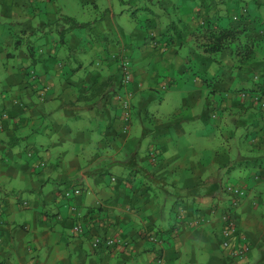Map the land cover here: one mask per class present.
<instances>
[{
	"label": "crops",
	"instance_id": "0c3cea01",
	"mask_svg": "<svg viewBox=\"0 0 264 264\" xmlns=\"http://www.w3.org/2000/svg\"><path fill=\"white\" fill-rule=\"evenodd\" d=\"M224 3L161 0V17L153 0L132 1L120 14L112 0H0V117L2 112L9 114L0 121V264H264V168L255 170L261 175L254 180L249 179L252 172H246L250 160L264 165V117L256 111L258 104L250 103L262 97L255 86H264V52L240 71L229 51L219 65L201 55L191 36L212 22L215 27L244 28L250 40H264V13L259 12L264 6L248 9V14L240 4L226 16ZM80 4L85 13L78 12ZM142 13L148 15L141 18ZM124 14L132 24H126ZM64 16L89 24L90 35L83 28L70 32L66 51L61 50L66 62L56 64L52 57L60 52L57 40L33 41ZM152 34L157 43L149 40ZM27 41L43 46L45 52L36 63ZM186 42L187 58L181 48ZM125 55L134 74L128 115L113 98L122 91L120 61ZM32 64L41 76L35 84L26 77ZM183 79L195 85L180 104L174 88ZM245 89L249 91L236 92ZM204 90L210 94L206 99ZM156 92L165 93L161 107H173L174 112H150ZM18 101L25 108L17 106ZM206 113L217 116L218 130L228 115L238 116L243 137L242 132L226 131L228 146L207 154V143L197 144L215 129L204 121ZM137 116L142 126L155 128H145L143 136L132 140L133 132L139 131ZM194 118L193 130L183 127L185 120ZM248 121H255V127L247 130L243 122ZM203 126L204 131L199 129ZM247 133L251 146L244 141ZM150 134L155 138L141 157L142 141ZM192 143L195 154L189 152ZM73 144L80 150L72 153ZM253 145L256 159L230 156ZM225 178L244 185L248 193L238 208L234 238L237 247L250 248L242 261L220 245L221 210L228 205ZM74 180L79 184L69 186ZM50 182L58 188L52 190ZM64 186L85 192L74 204L68 203L62 198ZM160 194L163 199L167 195L163 203ZM19 197L28 205H21ZM168 197L173 198L169 207ZM211 209L217 212L212 215ZM186 211L187 221L204 212L210 222L177 226ZM80 223L85 235L74 232ZM152 232L162 236L159 243L152 242ZM96 236L115 239L119 247L95 249Z\"/></svg>",
	"mask_w": 264,
	"mask_h": 264
},
{
	"label": "trees",
	"instance_id": "16d2710c",
	"mask_svg": "<svg viewBox=\"0 0 264 264\" xmlns=\"http://www.w3.org/2000/svg\"><path fill=\"white\" fill-rule=\"evenodd\" d=\"M214 0H212L213 2ZM262 2H260V0H253L256 9L257 8H262L264 6V0H261ZM247 7L246 9V13L248 12L249 14V10L253 11V9L250 8V6H243ZM141 9H138L137 11H140ZM231 18H229L230 20ZM241 19H243V16H241ZM61 22H63L64 24H66V27L60 31V30H52L51 28H55L58 24H60ZM50 29L47 30L46 32H44L43 35H41L40 37H38V39L34 42V44L38 43V41H42V39L44 38H54L57 40V44L58 47L60 48V52H58L57 55H53V60L55 61L54 63L56 64H61V63H65L66 62V56H64L63 52H65V48L64 45L66 43V37H68V34L72 31L78 30L80 28H89L90 29V25L89 24H84L83 26L81 25V23L79 24L78 21L73 18V17H60L57 21H54L52 24L49 25ZM246 32L247 30L244 28H232V27H228V28H222L221 27H215L214 24L212 22H208L205 31H199L196 30L194 32L191 33V36L194 39V43L196 44L197 50L201 53L202 56H204L205 58L221 65L222 64V57L223 54H225L226 52H230L231 54V58L234 61L235 65L237 68L240 69V71H245V69L247 68V66L250 63H253L254 61H256L262 54L264 51V40L262 38L260 39H253L250 40L247 36H246ZM90 35V33L88 34ZM151 37L149 38V40L151 41V43L156 42V38L154 36V34L150 35ZM61 37V40H58V38ZM263 37V36H262ZM264 38V37H263ZM18 39H16V43L17 45H20V41H17ZM262 41V42H261ZM32 42V43H33ZM30 42H26L25 45H27V51L30 55V57L32 58L33 62L36 63L37 60H39V58L43 55V53L45 52L43 50V46H39L34 45ZM157 43V42H156ZM33 45V46H29V45ZM262 49V50H261ZM62 50V51H61ZM129 61L132 64V61L129 59ZM133 66V65H132ZM66 69V67H65ZM26 77L28 80V83L30 84H35L36 82H40L41 76L38 73V71L35 68V65H31V67L28 68L27 73H26ZM133 78H134V74H133ZM262 84H257L256 90L261 92V96L256 97L254 102H250L251 105L254 107V103H257V107H256V111L261 113V117H264V86ZM248 92L249 90H240V91H236L237 93H241V92ZM233 92V93H236ZM44 96V94L42 95ZM17 106L19 107H23L25 108V104L18 101L15 103ZM9 114L6 112H2V116L0 117V121L1 120H6L8 119ZM217 117V116H216ZM215 117V118H216ZM258 122V121H257ZM255 121H248V129L255 127L254 126ZM249 136L251 137L250 133H247V139H245L244 141L251 146V138H249ZM251 144V145H250ZM254 145L248 149V151L246 152H242L241 150L239 151L238 149L234 151H232L230 153V156L233 157V159H239L241 158H245V159H256L257 155L254 153L255 152ZM264 156V155H263ZM263 166V167H262ZM262 166H257V163L255 165V162L253 161H248L247 162V166L246 169L249 170L246 172H252L251 175L249 176V179L251 178V180L256 179V177H260L261 174H257L259 173L255 172V170L262 169L264 168V165ZM254 173V174H253ZM240 188L241 191L245 192V196H237L234 197L233 194H228V203H230V207H233V203H238V205L240 203H242L243 199H245V197L248 195L247 190L245 188L244 185L241 184H236L233 186ZM227 192V191H226ZM232 210V209H230ZM85 235V234H84ZM152 235V234H150ZM149 235V236H150ZM156 236V240H152V242L157 243L159 242V239L162 238V236H160L158 233H155ZM159 236V238H158ZM161 237V238H160ZM164 237V235H163ZM150 238H152L150 236ZM103 241L104 239L101 238ZM106 239V238H105ZM101 248H103L104 250H108L106 247L103 246V244L101 245ZM100 249V248H99ZM110 250V249H109ZM162 262V260H160Z\"/></svg>",
	"mask_w": 264,
	"mask_h": 264
},
{
	"label": "rangeland",
	"instance_id": "374dc122",
	"mask_svg": "<svg viewBox=\"0 0 264 264\" xmlns=\"http://www.w3.org/2000/svg\"><path fill=\"white\" fill-rule=\"evenodd\" d=\"M127 3H125V4H123L122 3V0H112V3H113V6H114V11L115 12H117V13H119L120 14V12L124 9L123 7H125V6H128L132 1H135V0H125ZM147 1V0H146ZM159 1H161V0H153V2H154V6L155 7H158L157 9H156V14H159L161 17H162V14L160 13V7H159ZM59 4L61 5V4H63V2H59ZM142 4H144V3H142V2H139L138 3V5L139 6H141ZM225 5V13H226V16H228L230 13H232L238 6L239 7H241V5L240 4H243V5H246V6H250V8L251 9H253V10H256V6H255V4H254V2H253V0H226V3H224ZM153 5H152V7H153ZM62 6V5H61ZM63 7V6H62ZM192 7H194V4L192 5ZM220 7H222V5L221 4H219L218 5V8H220ZM83 9V7L81 6V4H80V9L78 10V12H81V13H85V12H83V11H81ZM260 10V9H259ZM259 12H262V13H264V11L262 10V11H259ZM69 14H71V13H69ZM71 15H73V14H71ZM148 14L147 13H142V14H140L139 16H141V18H143V17H146ZM74 16V15H73ZM123 20H125L126 21V24L127 25H130V24H132L131 22L132 21H130V19L128 18V15L127 14H124V17H123ZM159 22H162V21H164V19H157ZM166 20V19H165ZM224 23H227V20H225L224 21ZM66 27V24H64L63 22H61L60 24H58L55 28L53 27L52 28V30H60V31H62L64 28ZM89 28H85V32H89L90 33V31L88 30ZM256 39V38H255ZM58 40H61V37L60 38H58ZM183 44H185L184 46L182 45V55L184 56V57H188L189 56V53H188V50L189 49H187V42L186 43H183ZM64 48H65V51H66V43H65V45H64ZM179 49V48H178ZM177 49V50H178ZM181 51V50H180ZM14 54H16V50H14V51H12ZM4 55H7V52H5V54ZM16 61V60H15ZM18 62V61H17ZM194 70H196V69H194ZM192 79H194V77H191ZM172 84V83H171ZM195 84L194 83H192L191 82V80L190 79H188V80H181L180 81V83H178L177 84V86L174 88V94L176 95V97L178 98V100H179V103L180 104H182V102L184 101V98L185 97H183L185 94H186V91H188V89L190 90V89H192L193 88V86H194ZM185 87V88H184ZM203 93H204V96H203V98L204 99H206V98H208L209 96H210V94H208V92L206 91V90H204L203 91ZM41 94H43V93H41ZM164 94L165 93H163V92H156V97H155V99H154V101H153V104L151 105V107H150V112L151 113H156V114H160V115H168V112H166V111H169V112H174L175 111V109L173 108V107H167V106H164V109L166 110H164L162 107H161V97L162 96H164ZM197 95H199L198 93H197ZM183 97V98H182ZM202 103H205V101L204 102H202ZM130 108H131V106H130ZM199 109V108H198ZM190 111V109H187V110H183V116L184 117H187V114H188V112ZM203 113V109H201V110H196V114L197 115H201ZM208 114L209 113H206V114H204V118H205V122H208V124L210 125L211 124V126L213 127V128H215L214 130H213V132H212V134L210 135V136H206L202 141H200L199 143H197V144H202V143H207V148H206V150L204 149V151H208L207 152V154H209V153H212V152H214V150L215 149H217L218 151H222L224 148H226L227 146H228V141H229V138H227L229 135H228V133L226 132V131H233V132H235L237 135H239L241 132H242V137H243V130L244 129H242L241 127H240V125H238V123L237 122H240V121H237L238 119H239V117L238 116H236V117H234V115L232 116V115H228L229 116V118H227L226 120H225V122L223 123V127L221 128V129H219L218 130V128H216L215 126H217V121H218V118H215L216 117V115H214V118H213V115H212V117L211 118H209V116H208ZM208 116V117H207ZM137 120H135V124H136V126L139 128V131H135V132H137V133H134L133 132V134L134 135H131V139L132 140H134V138H140L141 136H143L142 135V130H144L145 128H147V130H152V129H154L155 127H153V125H151V126H149V125H147V123H145L144 124V126H142V121H141V118H140V116H137ZM140 118V119H139ZM244 118L245 117H243L242 119L244 120ZM196 120V118H194V119H192V120H185V122H183V127L184 128H187V130L189 129V130H193V128H192V124L190 125V123H192V122H194ZM220 120H222V119H220ZM243 124H244V126H246V127H248V124L247 123H244L243 122ZM191 126V127H190ZM199 129H201L202 131H204V129H205V126H203V127H201V128H199ZM173 131H168V134L170 133H172ZM169 134V135H170ZM208 134V132L206 133V135ZM154 138H155V136L153 135V134H150V135H148L147 137H146V139L144 138V140L142 141V148H141V154H142V156L141 157H144L147 153H146V151H147V147H148V145L150 144V142H152L153 140H154ZM130 139V141L131 142H134V141H132ZM244 139V138H243ZM194 140H196V138H194ZM232 144V143H231ZM74 145V146H73ZM72 146H73V148H74V150L72 151V153H75L77 150L79 151L80 150V146H76L75 144H73ZM184 145H186V144H184ZM235 146V145H234ZM170 148L171 149H175L176 147H175V144H172V145H170ZM91 151V150H90ZM89 151V152H90ZM93 151H94V149H93ZM196 151H198V150H195V147H194V144L192 143L191 144V147H190V150H189V152H190V154L192 153V154H195L194 152H196ZM55 152H57V151H55ZM66 156L68 157V153H66ZM71 156V155H70ZM194 156V158L196 159V155H193ZM123 157H124V159H129V157L127 158L126 157V155L124 156L123 155ZM140 157V158H141ZM137 159H139V158H137ZM58 160H60V158L58 159ZM57 160V161H58ZM233 165H235V166H237L238 165V160H235L234 162H233ZM53 166H55V165H53ZM245 167V166H244ZM55 169H57V168H55ZM55 178H59V174H57L56 176H55ZM54 178V179H55ZM225 180H227V178H225ZM78 180H74V182L73 181H71V183H72V185H70L71 183H68L69 184V186H73V184L74 185H77V184H79L78 182H77ZM228 183V180L226 181V184ZM50 184H52L53 185V187H51L52 188V190L54 189V188H58V184L57 183H53V182H50ZM66 185V184H65ZM234 185H236V183H233V182H229L228 183V185H227V187H226V191H227V193L228 194H232V191L231 190H229V188L230 187H233ZM27 187V186H26ZM63 191H65L66 189H65V186L64 187H60ZM70 187H67V189H69ZM63 191H61V192H63ZM26 195H29V193H27ZM161 195V194H160ZM25 197H27V196H25ZM165 197H167V195H164V199H165ZM19 198H21L22 199V201H20L21 203V205H24V203H27L26 201H24V200H27V199H25L24 197H19ZM247 198V196L245 197V199ZM20 199V200H21ZM164 199H163V197H162V195L160 196V200H161V202L163 203V201H164ZM19 200V199H18ZM32 200H33V198H31V202H32ZM75 200L76 199H70V200H67L66 199V201L68 202V203H75ZM244 200V199H243ZM166 201L168 202L167 204H168V207L169 206H171L172 205V201H173V198H171L170 199V197H168V198H166ZM34 202H36V199L34 198ZM67 202H66V204H67ZM240 205H241V203L237 206V207H234V209L233 210H230V209H232V206L230 207V203H228V205H227V207H224L223 206V208H222V210H221V212H222V214H221V217L220 218H222L221 219V221H222V224L221 225H219L220 227H219V231H220V237H221V233H222V230L224 229V226H225V220H230L229 218L230 217H233L234 216V218L236 219V221H237V223H238V225H239V215H238V208L240 207ZM48 210H50V208L48 209ZM211 210H213V211H210V213L212 214V215H214L215 214V212H217V211H215L214 209H211ZM189 212L188 211H186V212H184V214L182 215V217L178 220V222H177V226H181V225H178V223L179 224H182V225H184L186 222L190 225V226H192V225H194L195 227H199V226H202V225H204V224H206V223H209L210 221H209V219L210 218H208L207 219V217L204 215V214H202V213H204V212H202L201 214H198L197 215V218H195V219H197V220H192V221H187L186 219H185V217L184 216H186L187 214H188ZM174 218H176V217H174ZM166 222H167V220H166ZM152 238H156V236H155V233H153L152 232V235H150ZM158 238H159V236H158ZM159 243V242H158ZM221 243V242H220ZM221 245V244H220ZM221 248H222V246H221ZM222 250H224L223 248H222ZM256 251V250H255ZM259 254V252L258 251H256V253H255V256H257ZM233 258V257H232ZM234 259H236L237 261H242L243 259H237V258H234ZM259 261H263V258H259V260H258V262ZM256 263V262H255Z\"/></svg>",
	"mask_w": 264,
	"mask_h": 264
},
{
	"label": "built area",
	"instance_id": "2783aa9c",
	"mask_svg": "<svg viewBox=\"0 0 264 264\" xmlns=\"http://www.w3.org/2000/svg\"><path fill=\"white\" fill-rule=\"evenodd\" d=\"M121 74H122V83L125 87L131 85L133 81V73L130 66V61L127 58H123L121 62ZM131 93H126L125 95L120 93L116 96V101L120 104L122 111H125V115H128L130 112V106H131ZM229 190L232 191V194L234 197H237L239 195L245 196V192L241 191L238 187H230ZM85 192V189L81 187H72L69 189H66L62 193L63 199H76L78 200L81 198V195ZM26 205V204H25ZM238 203H233L232 210L234 207H237ZM72 211H76V206L72 205L70 207ZM230 220H225V226L221 233V246L224 250L227 251V253L232 256L233 258L237 259H244L246 255L248 254L250 248L246 245L243 247H237L234 244V238L238 233V224L236 219L233 217L229 218ZM74 232L77 235H84L85 229L83 225L80 223L74 227ZM151 240H156V238H152ZM103 244L104 247L109 249H114L116 247H119V241L115 239H104V241L101 239V237L96 236L93 239V247L95 249L101 248V245Z\"/></svg>",
	"mask_w": 264,
	"mask_h": 264
},
{
	"label": "clouds",
	"instance_id": "9594fccd",
	"mask_svg": "<svg viewBox=\"0 0 264 264\" xmlns=\"http://www.w3.org/2000/svg\"><path fill=\"white\" fill-rule=\"evenodd\" d=\"M123 58H127V59H129V57L127 56V55H125L124 57H122V59ZM122 59H121V61H120V70H121V62H122ZM130 66H131V69H132V73H133V66H132V64H131V62H130ZM121 79H122V74H121ZM133 81H134V78H133ZM133 81H132V83H131V85H129V86H132V84H133ZM129 86H127V87H125L124 85H123V83H121V87H122V91L121 92H116L114 95H113V98L115 99L114 100V105L115 106H118V107H120L121 108V106H120V104L116 101V96L118 95V94H120V93H122V94H126V93H131L132 94V97H131V104H132V100H133V97H134V91L133 90H129L128 88H129ZM130 110H131V108H130ZM32 155V153L30 152L29 153V156H31ZM42 166H44V164H41ZM26 204V205H25ZM28 204L27 203H24V206H27Z\"/></svg>",
	"mask_w": 264,
	"mask_h": 264
}]
</instances>
